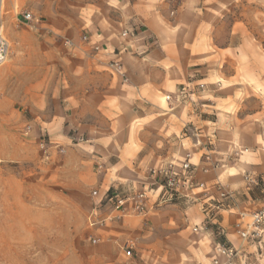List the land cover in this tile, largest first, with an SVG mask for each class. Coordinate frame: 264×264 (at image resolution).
Segmentation results:
<instances>
[{
  "label": "rangeland",
  "instance_id": "374dc122",
  "mask_svg": "<svg viewBox=\"0 0 264 264\" xmlns=\"http://www.w3.org/2000/svg\"><path fill=\"white\" fill-rule=\"evenodd\" d=\"M180 7L181 0H167L158 8L165 31L173 35L181 33L176 28ZM27 11L35 18L32 23L24 21ZM106 14L105 0H3L0 28L9 48L0 66V264H105V225L92 223L111 213L114 194L148 191L150 211L172 209L183 225H190L185 219L197 218L200 210L207 215L206 227L215 232L221 231L220 212L234 205L221 199L218 184H210L204 173L201 150L214 148L210 137L200 139L203 134L197 124L183 121L188 100L183 89L188 86H180L167 100L175 73L169 65H159L164 60L159 54L152 58L165 76L160 73L155 80H169L162 87L146 90L142 100L128 86L125 100L119 101L115 91L106 112L105 100L96 99L93 93L112 82L114 74L106 79L101 60L116 40L121 44L116 54L128 48L134 65L140 60L143 64L152 50L160 53L153 38L144 46L132 44L135 36H122L124 27L116 13L105 19ZM121 46L124 49L119 50ZM261 50L264 53V46ZM30 105L37 113L44 112L40 119L29 113ZM198 108L197 102L192 104L194 111ZM56 112L60 119L53 122ZM183 125L185 132H181ZM89 132H102L98 145L113 154L104 159L89 152L93 144L88 142ZM187 150L196 161L201 159L193 163L194 190L164 202L170 196L150 178L149 168L174 158L180 170ZM201 183L205 190L196 188ZM210 192V204H203L201 196ZM194 228L190 226L188 239L199 246L202 238ZM215 236L225 243L221 232ZM254 254L264 258L259 249ZM124 256L120 255V264H132ZM263 258L253 264H264Z\"/></svg>",
  "mask_w": 264,
  "mask_h": 264
},
{
  "label": "crops",
  "instance_id": "0c3cea01",
  "mask_svg": "<svg viewBox=\"0 0 264 264\" xmlns=\"http://www.w3.org/2000/svg\"><path fill=\"white\" fill-rule=\"evenodd\" d=\"M165 2L167 0H105V13L108 14L105 19L111 18L115 12L118 24L129 32L128 37L135 36L132 44L142 43L144 46L153 38L160 53L152 50L143 64L140 60L134 65L135 60L128 58L126 53L128 48L121 46L119 50H124L116 54L115 49L121 45L116 40V46L109 47L105 60H101V65H105L106 79H109V73L114 74L112 82H105L101 91L93 94L96 99L105 100L106 112L115 91L119 101L125 100L123 94L128 86L136 94L135 98L142 100L146 90L162 87L169 80L165 77L162 78L164 83L155 80L160 73L165 76V71L153 61L154 53L164 58L159 61L161 67L167 64L175 73L168 85L171 100V94L182 85L190 87L193 92L196 90L195 95L189 94L183 105L186 109L183 121H194L198 132L203 134L199 138L207 139L208 136L214 144L209 152L211 162L202 161L203 168H211L205 173L208 182L223 184L234 193L231 202L234 205L219 214L223 242L238 252L231 264H253L256 259L263 258L254 254L255 250H261L260 245L243 241L235 226L240 221L241 212H255L264 205V53L261 50L264 46V0H181V14L176 26L181 33L174 35L165 31L159 17L158 8ZM112 61L121 63L122 73L110 68ZM201 85L203 89L199 88ZM195 102L203 109L194 111L192 104ZM70 106L67 105L66 110ZM40 107L41 111L44 110V103ZM141 108L145 111L143 105ZM29 109V113L38 119L44 113L34 111L33 105ZM203 113L211 117H205ZM58 114L56 112L52 117L53 122L60 119ZM36 129L33 127L32 132ZM181 132H185V125ZM88 136V142L93 143L89 145V152L100 153L104 159L107 153L113 154L98 145L102 132H89ZM189 153L192 163H201L200 158L198 162L195 160L191 150L185 154ZM201 153L205 155L206 150ZM173 159L149 168L148 175L153 168H162ZM247 173L260 177L261 185L249 189L244 181ZM211 194L213 192L201 196L203 204H210ZM175 212L158 209L150 211L145 219L131 217L107 222L105 264H120V255L124 256L122 246L129 240L135 242L134 261L140 264H209L217 258L216 247L220 242L215 230L206 227L205 212L199 210L197 218L185 219L190 225H183L184 221L180 224L174 217ZM191 225L195 227L196 235L202 238L199 246L191 245L188 239ZM125 235L131 238H123ZM261 252L264 254V250ZM219 261L227 263L225 257H219Z\"/></svg>",
  "mask_w": 264,
  "mask_h": 264
},
{
  "label": "built area",
  "instance_id": "2783aa9c",
  "mask_svg": "<svg viewBox=\"0 0 264 264\" xmlns=\"http://www.w3.org/2000/svg\"><path fill=\"white\" fill-rule=\"evenodd\" d=\"M24 21L27 23H32L34 21V16L31 12H26L23 16ZM122 36L124 38L129 36V32L124 31ZM85 41L88 40L87 37L84 38ZM70 45V42H67ZM8 45L6 41L2 38V27L0 28V66L5 63L8 56ZM96 51H99V47L94 48ZM111 68L118 73H122V65L118 61H112L110 64ZM200 89H203L204 86H199ZM184 94L195 95L196 92H193L190 87H185L183 89ZM167 100L170 101L171 97H167ZM198 145H201L198 142ZM210 151H207L204 155V160L206 162H211ZM192 155L186 154L184 161L181 164L180 170L175 161H172L166 164L164 167L159 169H152L150 171V178L155 180V183L164 189L170 198L166 199L164 202L171 201L173 196H181L184 192H192L194 190L192 184V178L194 174V166L191 162ZM103 166H99L101 171ZM211 168H204V173H208ZM244 181L249 187H256L259 185V178L255 177L251 173H247ZM198 190H205L206 186L204 183L197 185ZM217 191L220 194L221 199L223 200H233L234 195L227 191L224 186L218 184L216 186ZM112 210L111 213L103 221H95L92 223V226L101 225L104 226L107 222H117L125 218H147L150 208H149V194L148 191H143L139 193H133L126 196H120L114 194L111 198ZM220 209L219 206L215 207ZM95 212V210H94ZM93 212V213H94ZM94 215V214H93ZM236 232L239 237L245 241H252L260 245V249L264 250V205L252 214L240 213V221L235 226ZM220 230H216L215 234H220ZM98 241L94 240V244ZM135 242L132 240L127 241L122 246L123 254L130 260L132 264H140L135 262ZM217 258H215L211 264H221L219 257H225L227 259V264L232 263V261L237 257L238 252L232 247L218 243L216 247Z\"/></svg>",
  "mask_w": 264,
  "mask_h": 264
},
{
  "label": "bare ground",
  "instance_id": "6f19581e",
  "mask_svg": "<svg viewBox=\"0 0 264 264\" xmlns=\"http://www.w3.org/2000/svg\"><path fill=\"white\" fill-rule=\"evenodd\" d=\"M0 11H1V9H2V5H3V0H0Z\"/></svg>",
  "mask_w": 264,
  "mask_h": 264
}]
</instances>
